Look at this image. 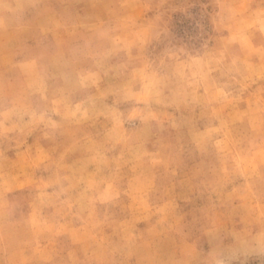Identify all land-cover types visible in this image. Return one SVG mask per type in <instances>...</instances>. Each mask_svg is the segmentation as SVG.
I'll return each instance as SVG.
<instances>
[{"label":"rangeland","instance_id":"obj_1","mask_svg":"<svg viewBox=\"0 0 264 264\" xmlns=\"http://www.w3.org/2000/svg\"><path fill=\"white\" fill-rule=\"evenodd\" d=\"M0 264H264V0H0Z\"/></svg>","mask_w":264,"mask_h":264}]
</instances>
